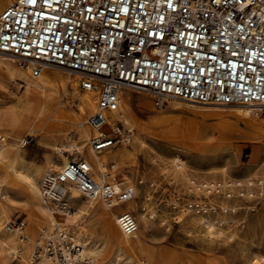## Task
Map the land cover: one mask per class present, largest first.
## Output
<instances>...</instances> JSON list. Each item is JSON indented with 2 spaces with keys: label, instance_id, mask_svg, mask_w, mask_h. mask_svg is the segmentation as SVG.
<instances>
[{
  "label": "built area",
  "instance_id": "obj_1",
  "mask_svg": "<svg viewBox=\"0 0 264 264\" xmlns=\"http://www.w3.org/2000/svg\"><path fill=\"white\" fill-rule=\"evenodd\" d=\"M0 52L34 73L54 65L86 78L81 87L97 91V108L87 118L94 131L87 144L95 152L125 135L120 122L118 128L108 124L107 114L118 109L123 89L147 91L157 106L167 97L242 103L264 116V0H16L0 11ZM68 157L38 183L55 216L73 210L72 185L87 198L131 195L108 174L96 175L77 149ZM22 221L17 216L5 226L22 230ZM117 223L126 236L137 230L128 213L118 214ZM71 236L58 226L41 231L29 261L46 255L50 264H95L81 258ZM19 255L12 251L13 258Z\"/></svg>",
  "mask_w": 264,
  "mask_h": 264
},
{
  "label": "bare ground",
  "instance_id": "obj_2",
  "mask_svg": "<svg viewBox=\"0 0 264 264\" xmlns=\"http://www.w3.org/2000/svg\"><path fill=\"white\" fill-rule=\"evenodd\" d=\"M14 1L16 0H0V11ZM0 58L18 63L21 69L34 79V83L27 86V90L21 98L7 103L5 106H0V134L4 137L0 143V264H50V258L46 255L39 256L35 261H29L33 245L36 240L40 239V232L52 233L57 224L54 214L47 208L39 193L38 183L44 173L58 170L68 162V155L63 153L67 150L66 146L77 145L78 152H81L78 145L86 144L88 137L94 133L87 124V118L97 108V91L82 88L81 81L86 78L78 72L71 70L72 73H67L50 67L54 65H42L34 73L29 66L22 65L15 57L6 52H0ZM127 92L141 93L138 98H133L127 95ZM150 96H152L151 93L143 90H121L118 109L109 111L107 114L109 116L108 124L116 128L120 122L124 126V132H121L125 135H122L120 141L113 146L95 152L87 145L84 156L80 153L92 165L96 175L108 174V178L117 187H123L125 181H118L116 173H113L111 168L118 166L122 169V167H131L137 164L138 154L143 149V140L139 135L142 131H148L167 141L179 140L182 142L189 139L192 142L197 139L195 133H190L187 130L180 132L177 127L180 124V117L170 118L164 115L168 111L151 114L148 119L141 120L134 108L141 106L152 108L154 105ZM225 105L229 106L224 108L199 105L196 102L167 97L161 106H156L185 108L194 114L211 115L214 117V124L224 135L243 126L251 133L264 138V116L260 114L257 106L242 103ZM195 119L194 117L190 118L187 125L193 124ZM4 125L12 129L16 137L21 136L23 131L27 132V136H38V143L48 151L56 149L57 155L53 156L48 152L40 163L27 161L20 145L7 141V134L1 129ZM70 132H74V138L68 135ZM157 158L159 157L153 158L156 163L158 162ZM171 160L172 168L165 165L160 167L162 172H168L170 180L173 179L177 183L188 182L193 184L196 189L203 187L206 191H209L213 186L209 182H194L190 178L188 164L184 160L177 156ZM128 183L126 189L131 190V195L122 201L84 197L85 202L82 200L83 196L79 188L75 185L70 187L68 201L76 207V212L70 214L68 211L63 214V224L71 225L70 228L74 234L71 238L74 243L81 246V258L86 254L97 257L102 249L96 245V242L103 239L111 245V250L115 254L116 261L112 264H160L150 257L143 240L145 236L147 237V231L158 215L149 203H138L134 184L132 181H128ZM258 183H262V180ZM173 205H176L175 200ZM17 207H21L26 213L22 221L23 226L25 225L22 230L5 226L9 221L8 217ZM120 213H128L132 217L131 213L137 214V223L133 217L137 225L134 235L126 236L122 232L117 223ZM158 217L161 225H164L165 229H169V224H166V216L159 215ZM78 219H83L84 222L77 223ZM199 219L203 228L198 233L209 244L224 236L220 228V220L213 222L205 219L202 214ZM216 224L218 225L217 231L214 230ZM186 232L191 233V229H187ZM241 237V232L236 228L231 229L226 235V238L230 240H239ZM15 250L20 255L12 263L9 261V257ZM175 250L163 249L159 250L158 254L166 260V264L175 261L177 264H228V258L224 255L218 258L206 252L200 256H187L180 255ZM232 250L233 248H231ZM233 252L234 257L245 258L248 264H264V254L260 257L251 256L248 258L241 251ZM122 255L124 258L120 260ZM141 256L144 257L143 260H140Z\"/></svg>",
  "mask_w": 264,
  "mask_h": 264
},
{
  "label": "rangeland",
  "instance_id": "obj_3",
  "mask_svg": "<svg viewBox=\"0 0 264 264\" xmlns=\"http://www.w3.org/2000/svg\"><path fill=\"white\" fill-rule=\"evenodd\" d=\"M50 67L72 73L71 70H64L56 66ZM33 83L32 76L26 74L18 63L0 58V106L17 101L25 94L27 86ZM139 93L141 92H127L126 94L138 98ZM149 98L154 105L152 108L147 106L134 108L141 120L148 119L151 114L168 111L164 115L170 118L180 117V124L177 126L180 132L187 130L197 136V139L192 142L189 139L182 142L179 140L167 141L164 138L156 137L153 133L142 131L139 135L143 140V149L138 154L137 164L131 167H122V169L118 166L111 168L113 173H116L118 181H125L124 188L128 186V181L133 182L139 204L147 202L158 216H166V224H169V229H165L164 225H161L157 216L158 219H154L148 233L146 232L147 237L145 236L143 239L150 257L160 264H166V260L158 254V251L163 249H176L175 251L180 255L187 256H200L206 252L218 258L224 255L228 258V264H248L247 259L234 257L232 251H234L233 253L241 251L248 258L251 256L260 257L264 254V138L251 133L243 126L224 135L214 124V117L211 115L194 114L185 108L157 107L153 97ZM197 104L224 108L229 106ZM192 117L196 118L195 122L187 125L188 120ZM116 128H118V124ZM1 129L6 132L8 142L20 145L27 161L40 163L48 152L53 156L57 155L56 149L48 151L41 146L38 143V136H27V132L23 131L21 136L16 137L15 132L8 126L4 125ZM73 134L74 132L68 133L71 137ZM87 145V141L84 145H78L83 156ZM65 148L67 150L63 151L64 155L72 153V149L78 150L77 145ZM174 156L188 164L190 178L194 182L212 183L213 186L209 191L203 187L196 189L193 184L188 182L177 183L173 179L170 180L168 172H162L160 167L165 165L172 168L171 159ZM154 157H159L157 163L154 162ZM107 167L109 168L108 165ZM260 180L262 183L259 184ZM82 200L86 202L84 197ZM174 200L175 206L173 205ZM75 212L76 207L74 206L70 214ZM25 214L21 207H17L8 219H14L17 216L24 219ZM131 214L137 223V214ZM200 214L213 222L220 220V228L224 236L213 240L211 244L202 238L198 233L203 228L199 222ZM63 216H55L57 221L55 227L68 229L74 236L70 228L71 225L63 224ZM76 222L83 223L84 221L78 219ZM217 227L216 224L215 231H217ZM233 228L241 232V239L226 238L227 233ZM187 229H191V233H187ZM96 245L102 249L97 257L86 254L82 258L91 260L95 264H112L116 261L115 254L108 242L100 239ZM231 248H233L232 251ZM123 258L124 255L120 260ZM143 259L144 257L141 256L140 260ZM9 261L14 263L16 258L11 255ZM171 264H177V261Z\"/></svg>",
  "mask_w": 264,
  "mask_h": 264
}]
</instances>
